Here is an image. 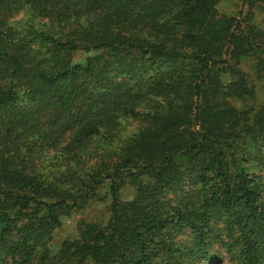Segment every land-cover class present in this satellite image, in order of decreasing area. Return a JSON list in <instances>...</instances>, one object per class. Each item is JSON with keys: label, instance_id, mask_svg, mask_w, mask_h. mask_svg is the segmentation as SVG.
<instances>
[{"label": "trees", "instance_id": "1", "mask_svg": "<svg viewBox=\"0 0 264 264\" xmlns=\"http://www.w3.org/2000/svg\"><path fill=\"white\" fill-rule=\"evenodd\" d=\"M223 1L0 0V264H264V0Z\"/></svg>", "mask_w": 264, "mask_h": 264}, {"label": "rangeland", "instance_id": "2", "mask_svg": "<svg viewBox=\"0 0 264 264\" xmlns=\"http://www.w3.org/2000/svg\"><path fill=\"white\" fill-rule=\"evenodd\" d=\"M219 11L222 14L226 15H238V13L242 10L240 4L236 0H225L219 4ZM28 13L21 12L17 15L16 19L20 20L21 18H26ZM260 16H256V23L261 26L260 24ZM264 29V26H261ZM87 55L79 53L75 56L76 63H83ZM253 62L252 60H246L243 62V70L247 72V74L251 77L254 81L256 86V93H257V103H264V72L261 76H256L255 72L251 70ZM136 123L129 121L123 125L124 131L121 134L122 137H127L132 135V133L136 129ZM116 142V140H115ZM121 199L124 201L131 200L134 197V190L130 186H125L121 193ZM108 212H107V204L103 202H94L87 206L85 209L80 210L71 216L62 219L61 226L57 228L51 238V242L49 244L50 251L55 254L59 251L62 242L66 240H72L77 238L78 236V227L79 224L84 222H92L103 224L107 220ZM215 264H228L227 262L224 263H215Z\"/></svg>", "mask_w": 264, "mask_h": 264}]
</instances>
